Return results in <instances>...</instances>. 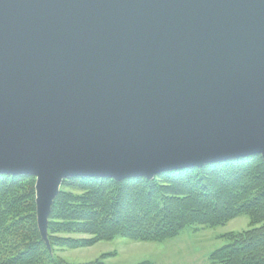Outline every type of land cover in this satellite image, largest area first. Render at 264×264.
Segmentation results:
<instances>
[{"label":"water","instance_id":"obj_1","mask_svg":"<svg viewBox=\"0 0 264 264\" xmlns=\"http://www.w3.org/2000/svg\"><path fill=\"white\" fill-rule=\"evenodd\" d=\"M264 160V0H0V174L153 179Z\"/></svg>","mask_w":264,"mask_h":264},{"label":"trees","instance_id":"obj_2","mask_svg":"<svg viewBox=\"0 0 264 264\" xmlns=\"http://www.w3.org/2000/svg\"><path fill=\"white\" fill-rule=\"evenodd\" d=\"M36 178L0 174V264H78L58 249L91 247L117 236L162 241L187 227H216L248 215L250 227L225 237L209 259L264 264V160L261 155L133 177H73L62 182L48 221L36 214ZM111 256L79 264H104ZM141 264H150L144 262Z\"/></svg>","mask_w":264,"mask_h":264},{"label":"rangeland","instance_id":"obj_3","mask_svg":"<svg viewBox=\"0 0 264 264\" xmlns=\"http://www.w3.org/2000/svg\"><path fill=\"white\" fill-rule=\"evenodd\" d=\"M250 222V217L243 215L221 226L187 227L177 236L162 241L117 236L91 247L57 251L67 261L78 264L96 260L103 253L111 254L104 264H218L209 259L211 252L228 242L227 234L248 229Z\"/></svg>","mask_w":264,"mask_h":264},{"label":"bare ground","instance_id":"obj_4","mask_svg":"<svg viewBox=\"0 0 264 264\" xmlns=\"http://www.w3.org/2000/svg\"><path fill=\"white\" fill-rule=\"evenodd\" d=\"M10 175V174H9Z\"/></svg>","mask_w":264,"mask_h":264}]
</instances>
